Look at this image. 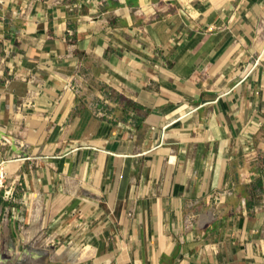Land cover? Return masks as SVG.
<instances>
[{"label":"crops","instance_id":"0c3cea01","mask_svg":"<svg viewBox=\"0 0 264 264\" xmlns=\"http://www.w3.org/2000/svg\"><path fill=\"white\" fill-rule=\"evenodd\" d=\"M1 165L84 264H264V0H0Z\"/></svg>","mask_w":264,"mask_h":264},{"label":"rangeland","instance_id":"374dc122","mask_svg":"<svg viewBox=\"0 0 264 264\" xmlns=\"http://www.w3.org/2000/svg\"><path fill=\"white\" fill-rule=\"evenodd\" d=\"M7 179V178H6ZM7 180L0 192L7 187ZM9 196L5 201H10ZM0 204V264H84L83 254L59 242L54 230H41V217L9 212ZM38 210V209H37ZM13 227V230H12ZM66 247V248H65Z\"/></svg>","mask_w":264,"mask_h":264},{"label":"built area","instance_id":"2783aa9c","mask_svg":"<svg viewBox=\"0 0 264 264\" xmlns=\"http://www.w3.org/2000/svg\"><path fill=\"white\" fill-rule=\"evenodd\" d=\"M6 183V168L4 165L0 166V187H4Z\"/></svg>","mask_w":264,"mask_h":264},{"label":"trees","instance_id":"16d2710c","mask_svg":"<svg viewBox=\"0 0 264 264\" xmlns=\"http://www.w3.org/2000/svg\"><path fill=\"white\" fill-rule=\"evenodd\" d=\"M0 204L4 205V206H6V207H9V206H10L9 203H7V202L4 201V199H3V194L0 195Z\"/></svg>","mask_w":264,"mask_h":264}]
</instances>
